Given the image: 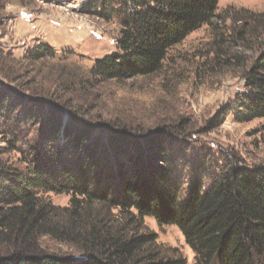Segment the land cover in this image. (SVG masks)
Segmentation results:
<instances>
[{
	"label": "rangeland",
	"instance_id": "374dc122",
	"mask_svg": "<svg viewBox=\"0 0 264 264\" xmlns=\"http://www.w3.org/2000/svg\"><path fill=\"white\" fill-rule=\"evenodd\" d=\"M90 2L0 0V84L10 93L9 110L0 111V146L8 167L24 173L50 168L54 177L48 179L62 184H75L67 176L92 167V176L103 174L104 189L117 182L119 160L130 167L126 158L134 153L187 196L195 185L207 189L227 161L264 165V118L239 123L231 111L246 91L245 72L264 49V21L250 15L264 13V0H220L219 18L173 48L159 73L123 81H102L92 68L117 52L124 17L111 1L99 8L98 0ZM240 32L249 44L239 40ZM39 50L46 54L35 60ZM68 125L87 132L82 150L74 147L76 133L66 137ZM40 196L61 209L75 197ZM92 208L121 224L117 209ZM141 234H154L153 247L168 255L179 251L195 264L177 226L147 217ZM40 246L58 256L81 254L76 244L50 236L41 237Z\"/></svg>",
	"mask_w": 264,
	"mask_h": 264
},
{
	"label": "trees",
	"instance_id": "16d2710c",
	"mask_svg": "<svg viewBox=\"0 0 264 264\" xmlns=\"http://www.w3.org/2000/svg\"><path fill=\"white\" fill-rule=\"evenodd\" d=\"M110 1L124 20L117 52L92 68L102 81L159 73L173 48L219 18L220 0H98L95 6L105 7ZM250 15L264 21V13ZM239 38L250 43L244 32ZM220 53L228 54L222 49ZM45 54L39 50L32 57L40 60ZM244 80L246 91L236 96L231 110L239 123L264 118V49ZM9 97L0 84L2 113L9 110ZM64 132L68 138L76 133L74 147L82 150L87 132L77 134L69 125ZM5 152L0 146V264H188L179 251L168 255L153 247L154 234H141L147 217L177 226L195 253V264H264V165L250 169L227 161L207 189L195 185L185 196L165 172L134 153L126 158L130 167L119 160L117 182L101 189L104 176H92V167L85 175L82 168L78 176L66 175L75 184H62L48 179L54 177L50 168L12 170L1 159ZM127 167L132 169L128 174ZM40 192H73L75 197L70 208L61 209L44 201ZM95 204L117 209L121 224L94 211ZM46 236L76 244L81 254L44 252L40 238Z\"/></svg>",
	"mask_w": 264,
	"mask_h": 264
}]
</instances>
